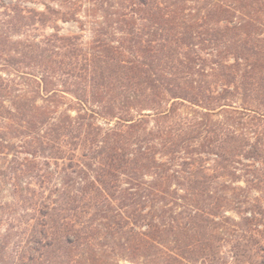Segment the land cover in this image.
Returning <instances> with one entry per match:
<instances>
[{"label":"trees","instance_id":"16d2710c","mask_svg":"<svg viewBox=\"0 0 264 264\" xmlns=\"http://www.w3.org/2000/svg\"><path fill=\"white\" fill-rule=\"evenodd\" d=\"M9 1L0 264H264V0Z\"/></svg>","mask_w":264,"mask_h":264},{"label":"rangeland","instance_id":"374dc122","mask_svg":"<svg viewBox=\"0 0 264 264\" xmlns=\"http://www.w3.org/2000/svg\"><path fill=\"white\" fill-rule=\"evenodd\" d=\"M7 2H10L9 0H6ZM28 6L30 8H35L37 10H42V6L40 5H36V4H28ZM4 12L1 7H0V13ZM81 15H85V14H81ZM260 18L261 20H263V17H261L260 15ZM53 24V25H52ZM50 26H52L54 28V26H57L59 30H61V34H67V33H78V29L76 27V25L72 22H62L60 20V15H55L54 17V20H53V23L49 24ZM40 33L39 34H50L52 32V30L50 29H42V30H39ZM258 167L260 168V164H258ZM238 186H241L242 188L246 189L245 188V184L243 183H239ZM248 193L251 194V196H258L260 197V188L258 190H253L252 188H249V190H247ZM8 201V196H7V193H6V189L5 187L2 188L0 190V221L1 219L4 218V203ZM2 223V229H1V235L4 234V228H5V225L3 224V222H0ZM119 264H131L129 262H125V261H120Z\"/></svg>","mask_w":264,"mask_h":264}]
</instances>
